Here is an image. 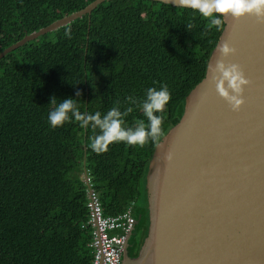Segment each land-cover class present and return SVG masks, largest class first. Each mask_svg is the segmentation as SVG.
<instances>
[{"label": "trees", "instance_id": "obj_1", "mask_svg": "<svg viewBox=\"0 0 264 264\" xmlns=\"http://www.w3.org/2000/svg\"><path fill=\"white\" fill-rule=\"evenodd\" d=\"M90 1L0 0V51ZM207 24L198 12L159 1L103 0L88 17L0 58V264H92L83 170L101 215H116L131 208L156 144L114 143L98 155L89 147L90 127L74 120L51 127L50 99L58 104L80 90L74 100L89 114L131 106L124 124L132 127L147 121L126 97L142 101L147 88L166 84L164 130L204 74L220 33Z\"/></svg>", "mask_w": 264, "mask_h": 264}, {"label": "water", "instance_id": "obj_2", "mask_svg": "<svg viewBox=\"0 0 264 264\" xmlns=\"http://www.w3.org/2000/svg\"><path fill=\"white\" fill-rule=\"evenodd\" d=\"M103 0H92L0 51L67 24ZM178 6L175 0H154ZM228 41L235 54L221 57ZM239 64L250 80L233 111L211 82L209 64ZM171 160H166L168 153ZM87 197L91 189L83 170ZM134 222L117 264H264V23L226 18L202 78L184 95L153 147L131 208ZM98 241V228L92 221ZM98 264L102 252L99 241Z\"/></svg>", "mask_w": 264, "mask_h": 264}, {"label": "clouds", "instance_id": "obj_3", "mask_svg": "<svg viewBox=\"0 0 264 264\" xmlns=\"http://www.w3.org/2000/svg\"><path fill=\"white\" fill-rule=\"evenodd\" d=\"M180 8L191 9L198 12L207 20V29L211 31H223L226 18L231 16L239 19L245 15L255 16L257 21L264 23V0H175ZM186 27L192 31L195 27L193 23H187ZM65 36L71 38V30H65ZM217 51L221 57H228L236 52V49L224 41L217 46ZM211 71V82L214 83L217 94L223 98L233 111H239L244 104L243 92L250 80L245 76L242 67L237 63H226L224 59H218L214 65L209 64ZM82 92L77 90L75 97H81ZM75 97L62 99L57 104L55 96L49 103L56 107L49 112L48 121L52 128L62 127L65 123L78 122L80 127H89L95 133L91 137L89 147L96 154H103L109 150V146L114 143H125L129 146L143 147L149 142L158 143L163 134V113L167 104L171 100V93L167 85H162L159 89L149 87L146 89L145 97L142 101L133 96L126 97V102L142 109L144 120L138 121L135 126L125 127L124 118L133 111L129 106L121 111L119 107H113L106 114L97 111L94 114L82 113ZM172 154L169 152L165 159L171 160Z\"/></svg>", "mask_w": 264, "mask_h": 264}, {"label": "built area", "instance_id": "obj_4", "mask_svg": "<svg viewBox=\"0 0 264 264\" xmlns=\"http://www.w3.org/2000/svg\"><path fill=\"white\" fill-rule=\"evenodd\" d=\"M86 207L89 211L88 222L92 226L95 221L98 228V241L102 252L101 264H117L122 251V242L131 225L134 222L127 208L123 212L116 215L103 216L100 213L98 199L92 190L87 197ZM93 233V241L91 245L94 247L92 264H98L99 251L96 247L98 242Z\"/></svg>", "mask_w": 264, "mask_h": 264}]
</instances>
